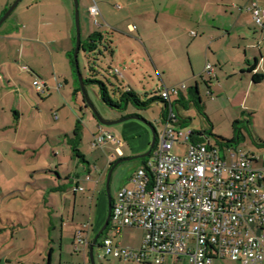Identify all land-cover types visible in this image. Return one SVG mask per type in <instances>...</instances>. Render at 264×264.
<instances>
[{"label": "crops", "instance_id": "1", "mask_svg": "<svg viewBox=\"0 0 264 264\" xmlns=\"http://www.w3.org/2000/svg\"><path fill=\"white\" fill-rule=\"evenodd\" d=\"M11 1H1L0 15ZM252 2L264 8V0H187L186 7L184 8L185 12L181 11L178 0H77L79 8L83 9L84 13L82 22L79 18L80 37L84 34V39H86L91 33L96 31L103 34L100 27L112 30L120 35H124L123 30L126 29L128 32H135L137 38L134 39L138 43L145 45L144 40L147 38L148 32L159 28L160 20L162 22L167 21L168 25H173L175 18H178L180 23L186 22L187 33H189L192 39L191 43L194 45V48H200L202 62L200 67L201 72L198 75H208L210 94L215 95L217 99L224 96L228 106L233 109L230 116H251L253 121L254 116H264V17L262 18L261 25L255 24L252 19V13L248 9V6ZM91 6H95L98 11L96 15L98 23H95L89 14ZM8 17H12V19L9 31L3 33L6 34L5 38H7L3 43L7 50L9 44H17L15 55L17 56L16 60L21 62L19 70L30 73V77H32V74H35L36 77L32 81L42 79L48 84H58V91L63 86H69V92H75L72 81L74 65H71L69 58L75 42L73 0H19ZM164 24L166 25V23ZM161 28H165L162 30L163 32L172 31L166 26H162ZM190 31H194L196 33L195 36H192ZM126 35L129 36V34ZM198 48L194 49V56L196 57L197 53L195 52ZM1 52L2 50H0V55L2 56ZM5 57H10V55L6 54ZM5 57L3 58L4 61L0 63L1 73L3 64L11 62L10 58ZM207 63L212 66V69L208 72L205 70ZM8 66L9 73L7 74L9 75L4 71L2 76L3 80L8 84H12V78H14L12 71L14 69L13 66ZM23 66H26V68H23ZM254 75L260 76L261 80L258 82L253 81ZM3 80L0 76V212H2L4 202L16 194L14 193L15 191L20 192L15 187L21 188L22 185H26V187L31 186V194L34 191L35 196L40 199L37 202L43 203V206L40 205L31 210L30 214L26 216L27 221L16 223V225L20 226L17 232L23 234L22 236L26 238L25 242H33L24 247L22 251L24 257H20L24 263L21 261L19 263L64 264L62 262V252L67 251L70 255L77 257L80 254L73 251L76 233L79 231L83 232L90 244L89 236L92 231L97 232L98 219L101 218L100 216L104 217H102L103 220L100 219L99 227H101L105 219L107 200L106 207L104 208L101 196L102 190H100L103 169L108 171L113 162L118 158L137 153L140 154L145 152L148 146L140 144L138 148H133L132 145H128V150L125 152L122 150L123 142L118 139L119 136L117 137L115 133L112 134L99 127L97 135L108 132L114 139H106L99 146H91L93 149H108L106 152L107 162L105 161V166L102 169L100 168L98 178L92 177L89 172L84 178H80L75 173H69L68 171L65 175H61L60 172L56 171L59 164H56L55 158L57 159L58 156L56 151H63V149L60 148L59 150L56 146L46 145V141H41L42 135L34 137L32 133L36 130L29 129V126L25 127V123L29 118H36L35 116H24V106H26V102L28 104V97L25 99L20 94L19 96H13L11 94L12 89L7 90L3 85ZM222 80L224 83L221 82ZM226 83L229 87L225 89ZM214 84L218 86L217 90H214ZM194 86H197L198 89L197 82H195ZM130 90L133 91L132 89ZM188 90L189 87L186 94H181L178 99L173 101L172 111L173 108L177 110L176 113L173 111L175 116H178V114L190 116L189 113H181L178 108L180 106L187 108L185 105L186 103L189 104V100H191ZM50 94L51 91L46 95ZM198 94L202 103L199 89ZM213 95L211 99L214 98ZM74 98L79 110L82 109L84 107L82 98L78 97V94ZM217 99L213 101L217 102ZM161 103L164 106L162 101ZM202 105V113L205 116H210L208 113V115L206 114V103L203 102ZM57 108L61 109L62 106H58ZM183 110L185 112L188 111L187 109ZM76 124H79L78 121ZM253 128L255 129V126ZM58 130L63 131L62 129ZM63 132L66 134V131ZM197 134L200 135L201 133ZM30 135L34 138V142L28 139ZM259 138L264 141V137L261 136ZM72 148L73 145L71 144L67 149L70 156L72 155L71 158L75 155ZM29 149L32 150L30 152L31 156L26 160L25 158L29 153ZM249 150L254 154H262L264 153V143L262 145L255 144ZM42 151L46 155L53 152V159H51L49 165L53 168L52 172L55 175L50 170L48 172L47 168H41L48 165H39L37 163ZM77 152L81 155L78 147ZM77 159L84 162L86 158L83 156V159H79L78 157ZM110 163L112 164L110 165ZM86 165L89 168L88 162ZM94 169L97 170L96 165H94ZM46 173L53 174L54 177L47 176ZM6 174H11V178ZM41 180H45L46 183H43ZM11 181H15L16 184L14 185ZM129 184L128 178L124 186ZM70 191L73 194L74 214L76 211H80L77 201L79 192L83 193L81 196L83 201L90 200V206L97 195L95 204L97 215L93 219V223H91V219L88 217L87 221L83 222L81 226L72 227V222L69 223L64 220V214L68 211V204L71 202ZM38 214H42L46 218L45 227L40 222L43 225L41 227L43 231L39 241L37 238L38 229L36 228ZM7 220V218L2 220L0 216L1 223H5ZM13 226L12 223L7 228L13 229ZM128 228L132 227H124L119 233L124 234V231ZM54 230H57L55 236L53 235ZM111 231L112 235L118 234L113 230ZM0 232L4 236L7 235L6 233H9L10 239L14 238L13 235L16 233L15 230L7 232L5 227H0ZM141 238H139L136 244L125 246L137 247L140 244ZM115 243L122 245L120 242ZM55 245H57L58 252H56ZM81 255L88 257V254L85 256L81 253ZM39 260L40 262H38ZM84 260L89 264V259L86 258ZM231 264L238 263L231 262ZM261 264H264V258Z\"/></svg>", "mask_w": 264, "mask_h": 264}, {"label": "rangeland", "instance_id": "2", "mask_svg": "<svg viewBox=\"0 0 264 264\" xmlns=\"http://www.w3.org/2000/svg\"><path fill=\"white\" fill-rule=\"evenodd\" d=\"M1 1L2 0H0V3ZM13 1L14 0L10 2L7 8L12 4ZM178 4H180L181 11L185 12L184 8L186 7L187 0H178ZM187 8L189 7L187 6ZM2 14L0 15V18ZM78 14L82 22L84 13L83 9H80L79 6ZM11 19L12 17H8L3 23L0 24V50H2V56L0 55V63L4 61L3 58L6 56V54L8 56L10 55V57H5L10 58L11 62L3 64L2 73L4 71L6 74L9 73L8 65L13 66L14 70L12 72L15 79L12 78V80L13 82H16L13 84L11 81L12 84H8L5 80H3L1 71L0 76L4 82V87H6L7 90L12 89L11 94L13 96H19L20 94L23 95V98L25 97V99L28 97V104L26 102V106H24V116H35L36 118H29L25 123V127L29 126V129L36 130L32 133L34 137L42 135L41 141H46V145H53L54 147L56 146L59 150L60 148L63 149V151H56L58 156L57 159L55 158V162L56 164H59L56 171L60 172L61 175H65L67 171L69 173H75L80 178H84V176L89 172L92 177L98 178L100 168L102 169V167L106 164L105 161L107 162L106 152L108 151V149L104 148L93 149L91 147V141L97 136L99 127L109 131L112 134L115 133L117 137L119 136L118 139L120 141L122 140L123 142L122 150L125 152L128 150V145H132L133 148H138L140 144L143 146L149 145L148 143L151 140V133L149 129L138 120L128 119L121 123L105 126L99 124L97 119L92 115L91 110L85 105L79 110L78 104L76 103L74 97L76 94H78V97L82 98L80 91H77V93H70L68 88L69 86H63V88H60L59 91V88H51L48 91H51L50 95L38 93L35 90L33 84L35 80L32 81L33 78L36 77L35 74H32V77H30V73L19 70L21 62L16 60L17 56L15 55V52H17V44H9L7 50L3 43L7 40V38H5L6 34L3 33H7L9 31ZM90 22L92 23V21ZM159 22V28L150 30L148 32V36L144 40L146 47L134 39L137 38L135 32H128L126 29H124L123 32L125 34H129V36H125V34L120 35L112 30H106L103 27H100L105 38L111 39V47L115 53L111 54L110 52L103 51V54L99 56L98 60H96L97 72L93 76L89 70V65L92 64L93 58L95 56L93 54L86 53L83 50H79L77 61L82 78H94L96 80L102 81L106 85L108 93L113 100H118L119 94L121 92L127 89H132L133 92L139 96L141 101L148 100V97L154 94V92H157L158 89L160 90L163 86L170 87L172 85L184 84L188 88L194 86L195 82H197L202 103H206L207 106L206 114L208 113L210 116H204L197 110V107H199L203 112L202 103H197L196 107V105L191 103V100H189V104L186 103L185 105L187 108H182L181 106L178 107L181 113H189L190 115L181 116L178 114V120L181 122L182 119L185 118L184 121L186 122L183 123L181 127H189L198 133H202L201 137L199 138H201L204 142L209 140L211 145L217 148L221 156H223L224 152L226 151L230 152L241 150L248 152L250 151L249 148H252L255 146V144H262V141L259 140V137H264V116H254L253 121L251 116H230L233 112V109L228 106L224 96H221L219 99H217L215 95L210 94L208 89L210 87L208 75H198L201 72L200 67L202 62L200 48L197 47L198 50L195 52L197 53V57L194 56V49L197 48H194V45L191 43L192 39L189 36V33H187L188 29L186 28V22L180 23L178 18H175L173 25H168L167 21L162 22V20H160ZM164 23H166V25ZM92 24L94 25V23ZM162 26H166L172 31L163 32L162 30L165 28H161ZM83 35L84 34L81 36V40L84 41L85 39ZM72 81L74 84L73 90L75 91L79 84L74 69L72 70ZM221 82L224 83L223 80ZM51 84L56 85V83ZM227 87H229L228 84L224 86L225 89ZM213 88L214 90H217L218 86L214 84ZM84 89L89 102L102 119L113 121L128 115H138L139 117H142L151 123L155 131L158 132L161 129V113L165 112L166 114L167 112L161 101H153L145 108L128 104L125 109L122 108L119 110L107 106L100 99L98 93V84L87 83L84 85ZM212 95L217 99V102L213 101L216 99H211ZM58 106H62V108L58 109ZM183 109H187L188 111L185 112ZM173 111L176 113L177 110L173 108ZM77 121L79 123L78 135L80 137V141L76 142L79 152L86 158L84 162L78 160L77 156L75 155L73 158H71L72 155L70 156V153L67 150L69 145H71L73 142V130ZM234 123L235 125L233 126ZM253 126H255V129H252ZM58 129L66 131V134ZM236 134L238 136L237 141L235 140L228 145L222 144L216 138V136H220L230 139ZM44 137L47 138L44 139ZM32 138L33 137H31V135L28 137L30 141L34 142V138ZM185 150L186 145L181 142L175 143L172 148V152L178 156H182ZM30 152H32L31 149H29V153L25 158L26 160L31 156ZM40 153L42 154L40 155L37 163L39 165H48L42 166L41 168H47L48 172L49 170L52 172L53 168L49 164L51 159H53V152L48 155H46L44 151ZM15 161L17 160L15 159ZM87 162L89 164V168L86 165ZM140 162V158L131 159L118 163L112 169L108 184L111 197L115 196L116 192L127 183L128 178L136 170ZM94 165L97 166V170L94 169ZM107 172V170L103 169L102 179L100 180V190H102L101 196L104 208L106 207L107 200V193L105 190ZM6 175L10 176L11 178V174ZM46 175L54 177L55 173L54 175L46 173ZM41 181L46 183L45 180ZM11 182L14 185L16 184L15 181ZM82 183H84V181H82ZM15 188L20 192L15 191L14 193L16 194L4 202V206H2V212H0L2 220L5 218L8 219L5 221V223L0 222V227H5L7 232H10L11 230H15L16 232L13 235L14 238L12 239H10L9 233H6V236H4V234H0V264H22L19 263V261L24 263L23 259L20 258L21 256L24 257V255H22V251L24 247L32 244L33 242H25L26 238L22 236L23 234L17 232L20 226L16 225V223L18 224L27 221L28 219L26 216L30 214L29 212L31 210L35 209L37 206H43V203L37 202L40 199L35 196L34 191L31 194V186L26 187V185H22L21 188ZM82 194L83 193L79 192L77 196L78 208H80V211H76L74 214L73 194L71 191L69 193L71 202L68 204V211L64 214V220L68 221L69 223L72 222V227L81 226L83 222L87 221L88 217H90L91 223H93V219H95L97 215L95 206L97 195L94 197L93 203L90 206V200L87 199L83 201L81 198ZM100 217V219L103 220L104 217ZM100 219H98L97 222V230L100 228ZM40 222H42L45 227L46 218H44L42 214H38V219L36 220L38 241L41 238L40 235L43 231L41 228L43 225H41ZM12 223L14 225L13 229L7 228ZM53 233L55 236L57 230H54ZM94 234L95 231H92L89 236L90 241L92 240ZM106 235L111 237L114 242H120L124 246H130L137 243L139 238L142 236V231L136 228H128L124 231V234L118 233L112 235L109 224L99 236L96 244L93 247L92 255L94 264H142L133 261H121L113 257L101 258L103 252L99 245L102 238ZM20 246L21 248L23 246V248L21 249ZM54 247L56 252H58L57 245ZM78 255L79 256L77 257L75 255H70L67 251H64V253L62 252V262L64 264H87L85 260L83 261V259H88V257H83L81 253ZM38 262H40V260ZM218 262L220 264H231L233 261H230L229 259L214 261L215 264H219Z\"/></svg>", "mask_w": 264, "mask_h": 264}, {"label": "built area", "instance_id": "3", "mask_svg": "<svg viewBox=\"0 0 264 264\" xmlns=\"http://www.w3.org/2000/svg\"><path fill=\"white\" fill-rule=\"evenodd\" d=\"M248 9L257 25L264 8L255 2ZM89 14L98 23L95 6ZM195 36L194 31H190ZM26 68V66H23ZM212 69L206 64L207 72ZM38 93L59 85L34 81ZM184 84L163 87L158 93L167 113L148 156L111 199L110 229L142 231L137 247L115 243L105 236L101 258L154 264H214L229 259L238 264H261L264 258V153L226 151L221 156L202 133L181 127L172 111L173 101L186 94ZM113 140L108 132L94 137L92 147ZM186 145L175 155V143ZM225 150V149H224ZM259 163V164H257ZM108 224V225H109ZM89 241L77 232L73 251L87 255Z\"/></svg>", "mask_w": 264, "mask_h": 264}, {"label": "trees", "instance_id": "4", "mask_svg": "<svg viewBox=\"0 0 264 264\" xmlns=\"http://www.w3.org/2000/svg\"><path fill=\"white\" fill-rule=\"evenodd\" d=\"M4 11H5V9L3 10V12ZM111 44H112L111 39L105 38V36L103 34H101L100 32H97V31L91 33L84 41L81 40V42H80V50H83L84 52L89 53V54H93L95 56L93 58L92 64L89 65V70L91 71V74L93 76L97 72V69H96V66H97L96 60H98L99 59V56L103 54V51H107V52H110L111 54H113V48L111 47ZM72 51H73V49H72ZM72 51L69 54V58H70V63L73 66ZM260 80H261V77L260 76H258V75H254L253 76V81L258 82ZM83 83H84V85L87 84V83H95V84H98V86H99V92L98 93H99L100 99L107 106H109V107H111L113 109H119V110L122 109V108L125 109L128 104H132V105L137 106V107H140V108H145V107H147L153 101H156V100L161 101L160 98L157 96L160 90H157V92H154V94H152L150 97H148V100H146V101H141L139 99V96L136 93H134L133 91H131L130 89H127V90L121 92L119 94L118 100H113L110 97L109 93H108V90H107L106 85L102 81L96 80L94 78L93 79H83ZM77 91L78 92L80 91L79 86L77 87V89L75 90V92H77ZM188 95H189L190 98H192L191 101H192V103L194 105H196V107H197V103H201V100H200V97H199V94H198L197 86L189 87ZM82 101H83V104L85 105V101L83 100V97H82ZM181 101H182V99H181ZM164 106H165V109H166V105H164ZM197 110L202 113V111L200 110L199 107H197ZM164 116H165V112H162L161 113V117L163 118ZM181 122L182 123H185L184 119H182ZM234 125H235V123L233 124V126ZM78 132H79V125L76 124V126L74 127V130H73L74 138L72 140L73 141L72 142V145H73V148L72 149H73V153L79 159H83V156L82 155H79V153L77 152V147H76V144H77L76 141H79L80 140V137L78 135ZM216 138L222 144L228 145L231 142H234L235 140L237 141L238 136L236 134L235 136H233L230 139H226V138H223V137H220V136H216ZM259 140L262 141L261 139H259ZM263 143H264V141H262V144ZM262 144H260V145H262ZM140 159H141V162H142L144 158H140ZM111 164L112 163H110V165ZM87 254H88V250H87ZM140 263H142V262H140ZM142 264H148V263H142Z\"/></svg>", "mask_w": 264, "mask_h": 264}, {"label": "water", "instance_id": "5", "mask_svg": "<svg viewBox=\"0 0 264 264\" xmlns=\"http://www.w3.org/2000/svg\"><path fill=\"white\" fill-rule=\"evenodd\" d=\"M18 1L19 0H14L12 2V4L4 11V13L2 14V16L0 18V24L9 16V14L14 9V7L18 3ZM73 3H74L75 44H74V48H73L72 59H73V65H74L75 74H76L77 81H78V84H79V89H80V92L82 94L83 100L85 101V105L91 110L93 116L97 119V121L99 122L100 125L109 126V125H113V124L124 122V121H126L128 119H135V120H138L139 122L143 123L149 129V131L151 133V140H150L148 148H147V150L145 152H142L140 154H135V155H131V156H125V157L118 158L117 160H115L113 162L112 166L110 167V169L107 172V176H106V180H105V190H106V193H107V212H106V216H105V219H104L101 227L94 234V236H93V238L90 241V244L88 246L89 263L90 264H94L93 255H92L93 247L96 244L97 239L99 238V236L103 233V231L106 229V227L109 224L112 197H111V195L109 193L108 184H109V178H110L111 171H112L113 167L115 165H117L118 163H120V162L128 161V160H131V159L144 158V157L148 156V154L150 153V150L153 147L154 142H155L156 131H155L154 127L151 125V123H149L148 121H146L145 119H143L142 117H139L137 115H128L126 117H123V118H120V119H117V120H113V121L104 120V119H102L99 116V114L96 112V110L93 108V106L89 102V100H88V98L86 96V93H85L83 78H82V76L80 74V71H79V68H78L77 55H78V52L80 50L81 37H80V25H79V14H78V3H77V0H73Z\"/></svg>", "mask_w": 264, "mask_h": 264}]
</instances>
